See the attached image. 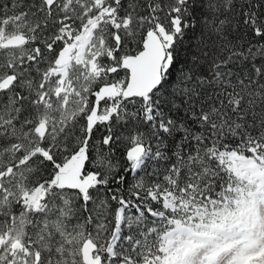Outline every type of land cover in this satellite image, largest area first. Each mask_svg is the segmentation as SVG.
Segmentation results:
<instances>
[{"label":"snow or ice","instance_id":"snow-or-ice-1","mask_svg":"<svg viewBox=\"0 0 264 264\" xmlns=\"http://www.w3.org/2000/svg\"><path fill=\"white\" fill-rule=\"evenodd\" d=\"M0 264H264V0H0Z\"/></svg>","mask_w":264,"mask_h":264},{"label":"trees","instance_id":"trees-1","mask_svg":"<svg viewBox=\"0 0 264 264\" xmlns=\"http://www.w3.org/2000/svg\"><path fill=\"white\" fill-rule=\"evenodd\" d=\"M236 35L241 37L240 43L241 44H245L247 42L248 36L244 33L238 32L236 33ZM191 43L193 46L198 43L197 40L193 39L191 41H186L185 42V48L188 47V44ZM194 50V49H193ZM189 55L188 52H182L181 53V59L186 58ZM45 64L41 65V68L45 67ZM124 73L122 72L121 75H123ZM131 131L130 126L129 127H125L122 125H118L117 127H115L113 129V136L114 138L119 136L120 138L118 140H116V143L114 145H111L110 147H112L114 150L110 153L111 159L113 160V162L116 164V169L112 172V174L109 176V184L103 188L99 194L100 197H106V196H110L112 193L108 192V189H111L113 192H115L116 189H120L121 192L120 194L123 195H127L128 194V189L134 184L136 183V180L134 179L133 175L130 172H125L124 171V167L127 164V161L125 159V153L128 149V143L126 140V137L129 135V132ZM107 134V130L106 129H101L100 131H95L94 130V134H93V139L94 140H100L104 135ZM90 143V154L91 156L95 155V151L93 149H91V144L92 141L89 142ZM171 144V141L169 142ZM171 155V153H170ZM176 162V158L175 157H171V159H169L166 162H161L160 164V171L163 172V170L165 168H167L169 165H171L172 163ZM88 170H95L94 166H91L89 164L85 165V171ZM151 170V169H149ZM123 175L125 177V180L122 184L117 183L116 180L119 178V176ZM139 175V174H138ZM44 178H48L47 173L44 174ZM144 179L147 181L149 180V177L145 176ZM70 194L73 195L74 199V190H70ZM76 204L77 206L82 204V201H79L78 199H76ZM152 207H158V205L152 204L150 205ZM93 207H95V205H93L91 202L88 205L89 209H92ZM119 207L115 201L111 202V208L107 211L106 215H107V219L109 221V228L112 227V222H114V210ZM128 212L130 213H134L135 210L134 209H128ZM87 213L86 212H81V216H86ZM103 219V217H101ZM152 222V218L149 217V224H151ZM128 232L127 229L122 230L121 235H126Z\"/></svg>","mask_w":264,"mask_h":264}]
</instances>
